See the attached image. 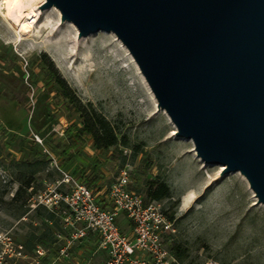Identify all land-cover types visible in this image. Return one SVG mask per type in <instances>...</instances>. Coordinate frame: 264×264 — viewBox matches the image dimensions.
Segmentation results:
<instances>
[{"label":"rangeland","instance_id":"obj_1","mask_svg":"<svg viewBox=\"0 0 264 264\" xmlns=\"http://www.w3.org/2000/svg\"><path fill=\"white\" fill-rule=\"evenodd\" d=\"M4 1L0 0V232L9 231L27 254L44 235L50 251L43 264H68L56 259L63 242L56 235L63 232L59 218L47 217L48 210L32 208L28 202L29 190L43 189L61 176L55 162L62 163L68 147L74 157L62 166L89 187L107 188L127 166L130 187L172 216L173 231L166 237L172 263L264 264V204L256 201L238 172L221 174L217 164L202 166L191 140L171 134L172 124L155 108L114 33L98 30L78 36L71 21L61 20L58 8L38 7L44 0L35 8L28 35L16 41V25L5 17ZM89 116L108 120L125 145L96 148L91 133L78 131ZM95 177L98 180L92 182ZM161 186L168 195L148 196L149 190ZM119 218L121 229L127 231L126 220ZM99 255L89 263L100 264Z\"/></svg>","mask_w":264,"mask_h":264},{"label":"water","instance_id":"obj_2","mask_svg":"<svg viewBox=\"0 0 264 264\" xmlns=\"http://www.w3.org/2000/svg\"><path fill=\"white\" fill-rule=\"evenodd\" d=\"M79 35L110 31L156 100L221 174L264 204V0H45Z\"/></svg>","mask_w":264,"mask_h":264},{"label":"built area","instance_id":"obj_3","mask_svg":"<svg viewBox=\"0 0 264 264\" xmlns=\"http://www.w3.org/2000/svg\"><path fill=\"white\" fill-rule=\"evenodd\" d=\"M34 137L41 142L37 134ZM55 167L61 176L43 189L29 190L28 202L32 208L44 207L61 222L64 233L58 231L56 235L63 242L57 247L56 259L68 264H90L89 258L102 254L100 264L174 261L166 242L173 231V219L155 201H146L130 187L127 166L120 168L107 188H91L56 162ZM119 216L127 222L125 232L118 224ZM91 238L94 242H83ZM48 251L50 247L36 243L32 253L27 254L9 231L0 232V264H16L19 260H24L23 264H43Z\"/></svg>","mask_w":264,"mask_h":264},{"label":"bare ground","instance_id":"obj_4","mask_svg":"<svg viewBox=\"0 0 264 264\" xmlns=\"http://www.w3.org/2000/svg\"><path fill=\"white\" fill-rule=\"evenodd\" d=\"M43 1L44 0H5L4 1V3H5V13H4L5 17L11 19L14 22V24L16 25L15 29H14L16 41H20L24 36L28 35V33L31 30V26L35 20V16H36L35 8H37L38 4L40 2H43ZM57 12L59 15L58 10H57ZM91 35H93V34L91 33ZM113 37L119 43V45L123 48L126 55L129 57V59L133 63V65L136 69V72L140 76L143 85L146 87L151 99L154 102L155 108L157 110H161L165 114V116L168 118L169 122L172 124L171 134L176 138H178V137L182 138L181 136H177L175 134V126L171 122V120L169 119L166 112L163 109L157 107L156 101L152 95V92L150 91L144 77L142 76L141 72L139 71V68L136 65V63L134 62L130 53L127 51L125 46H123L121 41L114 34H113ZM192 151L194 153L195 158L201 163L202 166L208 165V163H206L200 159V157L196 154V152L193 148H192ZM219 166H220V168H222V165H219ZM236 172H238V171H236ZM239 175L246 181L245 177L242 174L239 173ZM251 192H252V195L254 196V198H256L252 190H251ZM188 195H191V192H189Z\"/></svg>","mask_w":264,"mask_h":264},{"label":"trees","instance_id":"obj_5","mask_svg":"<svg viewBox=\"0 0 264 264\" xmlns=\"http://www.w3.org/2000/svg\"><path fill=\"white\" fill-rule=\"evenodd\" d=\"M58 81H61V80H59V78H58ZM94 119L95 120H93L92 116L87 117L84 125L82 127H80L78 131H79V133H84V132L91 133V135L94 139V143H95L96 148L106 149L109 146L115 145L119 142L125 145L126 141L118 138L117 133L115 131V127L113 125H111L108 120H106L102 116H96V118L94 117ZM72 145H75V143H72ZM67 150H68V147L63 150L65 157L63 158L62 163L60 162L61 165H64L69 159L74 157V155L72 153H67ZM97 166H98V164H97ZM97 180H98V178L95 177L91 181L96 182ZM18 192H19V190L16 191V194H18ZM168 194H169L168 190L165 186L158 187L155 190H149V192H148V196L152 199H159V198L166 196ZM47 217H49V218L52 217V214L47 213ZM170 217H172V216H170ZM42 237H44V235L38 237L37 240L39 241V243L46 245L47 240H43ZM174 255L176 256L177 259L180 258V253L178 252L177 249L175 250ZM172 264H174V263H172Z\"/></svg>","mask_w":264,"mask_h":264},{"label":"crops","instance_id":"obj_6","mask_svg":"<svg viewBox=\"0 0 264 264\" xmlns=\"http://www.w3.org/2000/svg\"><path fill=\"white\" fill-rule=\"evenodd\" d=\"M61 164L59 163V167H61L60 166ZM62 169H64V170H66V171H68V172H70V173H72L68 168H66V167H61ZM73 174V173H72ZM77 176V175H76ZM60 177V174H58L52 181H54L55 179H57V178H59ZM84 180V179H83ZM51 181V182H52ZM32 186H29V188H31ZM51 221V220H50ZM83 242H94V239L93 238H91V239H88V240H84ZM100 256H102L101 254H100ZM46 264H48V263H46ZM54 264V263H53Z\"/></svg>","mask_w":264,"mask_h":264}]
</instances>
